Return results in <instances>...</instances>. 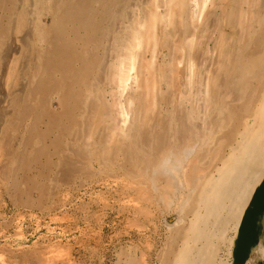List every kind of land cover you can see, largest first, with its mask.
Masks as SVG:
<instances>
[{
	"label": "bare ground",
	"instance_id": "obj_1",
	"mask_svg": "<svg viewBox=\"0 0 264 264\" xmlns=\"http://www.w3.org/2000/svg\"><path fill=\"white\" fill-rule=\"evenodd\" d=\"M5 1L1 157L12 164L21 159L15 170L34 162L40 173L48 168L39 159L53 148L71 173L121 184L134 216L158 199L168 208L173 198L183 202L197 190L191 230L201 244L183 263L216 264L221 229L208 232L205 223L227 231L232 224L236 236L264 178V90L256 106L245 103L259 93L252 83L264 77V0H146L144 8L124 3L113 14L104 0ZM240 99L241 113L226 107ZM45 134L55 135L49 146L36 141L30 154L16 147ZM75 143L85 150L78 153ZM11 186L17 189V181ZM263 257L261 244L245 263Z\"/></svg>",
	"mask_w": 264,
	"mask_h": 264
},
{
	"label": "rangeland",
	"instance_id": "obj_2",
	"mask_svg": "<svg viewBox=\"0 0 264 264\" xmlns=\"http://www.w3.org/2000/svg\"><path fill=\"white\" fill-rule=\"evenodd\" d=\"M109 1L104 0V3L114 7L111 14L124 3L128 6L131 4L135 9L140 6L144 8L146 4V0H118L119 4L108 3ZM7 5V1L0 0V14L5 10L1 6ZM2 22L0 18V23ZM109 22L111 18H108L106 24ZM2 34L0 31V37ZM256 40L257 43L258 39ZM252 85L259 93L252 96L254 98H246L245 103L256 106L263 94L264 77L255 80ZM126 95L127 93L125 97ZM172 97L177 103L181 101L178 90L172 93ZM58 99V96H53L54 109L59 108ZM243 102L241 99L228 100L226 107H240L238 111L241 113ZM166 108L163 106L162 110L160 106L159 110L167 111ZM246 116L243 117L244 121L253 118ZM23 133L24 131L20 133L21 136ZM54 134H45L42 139L33 135L31 144L16 147L20 152L33 153L38 147L36 141L48 145L53 141ZM63 140H67V137ZM73 148L78 153L85 150L82 143H75ZM50 151L51 154L39 159L48 168L40 173L37 172L40 166L37 167L34 162H28L21 170H15L14 168L22 166L21 159H17V163L15 160L13 164L8 163L6 157H1L0 151V168L15 170L13 173H0V185L5 178L9 185L7 190L3 186L4 183L0 186V264H182V257L187 251L188 254H193L195 249L200 247L201 243H197V238L194 239L195 235L194 238L192 235L194 214L195 211L198 212L197 208L192 211L197 190L183 201L184 203L178 197L173 198V203H168L170 209L163 200L158 199V203L139 207V210L143 209L142 212L134 216V208L129 204L127 197L128 190L124 191L121 184H114L98 176L85 177L83 173H71L67 164H62L63 161L59 163L54 149L50 148ZM111 152L112 155L108 157L114 159L115 150L112 149ZM71 155L72 152L69 156ZM77 163L81 167L86 165L84 155L77 156ZM207 164L206 160L202 162V166ZM58 167L61 169L59 177L55 175ZM14 180L18 183L17 189L11 186ZM227 226L228 231L224 225L218 228L215 224L205 223L208 232L217 233L221 229L222 238L214 241L218 253L216 264L233 262L228 245L229 239L235 236V226ZM181 247L186 249L183 251ZM183 264H187L186 260Z\"/></svg>",
	"mask_w": 264,
	"mask_h": 264
},
{
	"label": "flooded vegetation",
	"instance_id": "obj_3",
	"mask_svg": "<svg viewBox=\"0 0 264 264\" xmlns=\"http://www.w3.org/2000/svg\"><path fill=\"white\" fill-rule=\"evenodd\" d=\"M251 236L245 241H240L239 234L237 233L235 244L233 247V262L232 264H246L249 257L254 253V249L258 245H264V210L255 214L251 221ZM259 243V244H258ZM241 248L243 251L239 253L238 261L235 258V252ZM262 259V258H261ZM257 259L255 264H264L263 259Z\"/></svg>",
	"mask_w": 264,
	"mask_h": 264
},
{
	"label": "water",
	"instance_id": "obj_4",
	"mask_svg": "<svg viewBox=\"0 0 264 264\" xmlns=\"http://www.w3.org/2000/svg\"><path fill=\"white\" fill-rule=\"evenodd\" d=\"M264 210V178L259 183V185L255 188L253 195L250 199L248 206L246 207L238 229L239 239L240 241H245L248 237L251 236V221L252 217ZM243 250L239 248L235 252V258L238 261L239 253Z\"/></svg>",
	"mask_w": 264,
	"mask_h": 264
}]
</instances>
